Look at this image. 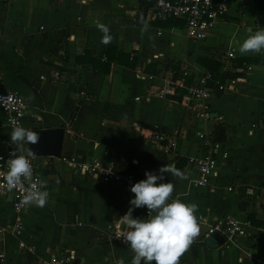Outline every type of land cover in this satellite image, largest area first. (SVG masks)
Segmentation results:
<instances>
[{
	"label": "crops",
	"instance_id": "1",
	"mask_svg": "<svg viewBox=\"0 0 264 264\" xmlns=\"http://www.w3.org/2000/svg\"><path fill=\"white\" fill-rule=\"evenodd\" d=\"M143 1L0 0V84L26 101L22 127L64 129L60 158L38 157L36 163L50 194L46 206L15 214L8 195L0 200V264H45L50 255L66 252L74 256L70 264H131L129 250L106 235L107 227L123 228L119 218L134 197L131 186L74 177L62 160L67 158L111 164L134 184L146 179V171L159 174L162 166H174L181 175L165 174L163 181L174 185L173 198L197 204L196 217L207 220L251 214L250 234L236 246L264 260V207L254 212L243 198L245 190L264 186V54L238 50L249 28H264V0H229L225 14L196 42L185 39L180 29L170 31L163 21H148L150 7L144 12ZM99 24L110 30L107 45L101 43ZM230 48L232 66L248 61L252 72L234 92H214L206 102L207 119L197 116L199 106H192L181 90L146 98L151 83L136 78L185 72L191 84L209 68L231 74L221 71ZM213 127L224 130L219 143L229 158L209 185L194 188L196 172L187 160L200 152L194 132L211 134ZM12 129L0 112V149L15 146L10 144ZM154 131L171 138L174 147L152 140ZM146 211L134 209L133 216L146 218ZM15 218L22 226L17 236L9 225ZM198 225L199 236L179 264H252V259L238 263L235 247L206 248V228ZM19 242L30 243L33 250L20 248Z\"/></svg>",
	"mask_w": 264,
	"mask_h": 264
},
{
	"label": "built area",
	"instance_id": "2",
	"mask_svg": "<svg viewBox=\"0 0 264 264\" xmlns=\"http://www.w3.org/2000/svg\"><path fill=\"white\" fill-rule=\"evenodd\" d=\"M151 1V0H150ZM229 0H155L147 9L146 17L150 22L165 21L173 19L180 21L182 27L180 30L185 39L196 42L202 41L206 38L207 33L214 26V22L221 18L225 12ZM177 28H170L174 31ZM161 30H157L156 34L160 35ZM234 59V50L230 48L226 54L221 68L222 73H239L240 79H226L220 83L213 81L212 74L208 71L199 73L195 81L191 84L185 82L187 73H175L173 76L156 78L152 75L136 74V78L144 84L151 83V88H148L147 95L167 97L181 90L184 92L185 98L189 103L199 106L197 116L200 119H207L206 102L213 96L214 92L224 94L234 92L236 85L243 81L252 72V66L249 64H242L241 67H233L231 60ZM158 79V81H157ZM157 81L156 85L155 82ZM155 85V86H154ZM134 101H139L138 97H134ZM27 104L26 101L18 94L9 90V88L0 84V112L3 117L5 125L13 128L15 126H22ZM253 127V125L251 126ZM151 139L159 144H163L167 148H173L174 141L166 136L164 133L154 131L150 134ZM194 138L199 145L200 152L187 158L188 162L193 166L196 172V177L191 181V186L194 188H202L210 184V182L217 176L218 170L223 168L228 161V151L223 148L221 143L212 140L210 133L205 131L194 132ZM16 146H9L0 149V200L6 195L10 197V206L15 214H19L27 207L21 204L24 193L20 189L9 190L3 182V173L7 171V161L10 158V153ZM28 151L25 146L24 153ZM33 166L34 180H40V176L36 169L38 157H29ZM69 167L74 177H89L97 179L102 182H112L125 184L131 186L134 183L123 180L121 176L114 171L111 164H104L99 160L92 159L86 162H77L73 158L62 159ZM27 186V185H26ZM227 192L232 191V187L226 188ZM245 203L252 211H258V208L264 207V186L260 189H249L244 191ZM147 215V211L145 212ZM198 224L206 228L204 239L209 235L217 233L223 238L222 246L225 249L235 247L239 251L237 262L241 263L243 259H252V264H264V260L252 258V250H242L236 246V241L240 238H247L250 234L252 226L247 218L237 219L232 216H226L220 219L207 220L203 216H197ZM10 231L12 235L17 236L22 230L21 223L18 218H15L10 224ZM106 235L108 240H113L117 245L123 246L129 250L130 260H132L133 253L128 245L122 242L119 237L124 231V226L118 231H114L112 227L106 228ZM264 232V228H263ZM18 246L27 251H32L33 246L19 242ZM0 254V260L2 259ZM74 256L72 252H66L62 255H50L45 264H70ZM153 264V263H152Z\"/></svg>",
	"mask_w": 264,
	"mask_h": 264
},
{
	"label": "clouds",
	"instance_id": "3",
	"mask_svg": "<svg viewBox=\"0 0 264 264\" xmlns=\"http://www.w3.org/2000/svg\"><path fill=\"white\" fill-rule=\"evenodd\" d=\"M98 28L104 33L101 43L109 44L112 40L109 28L103 24H99ZM238 50L241 55L264 54V28L256 31L249 28L247 38ZM38 140L37 133L22 126L13 127L10 133V144L16 147L7 161L3 182L9 190L20 189L24 193L21 204L25 207L43 208L50 195L44 190V182L34 180L33 166L29 159L34 154L31 151L18 154L25 152V145L36 144ZM158 172L146 171V179L131 185L130 191L134 197L129 201L128 211L119 218L124 225L119 238L134 254L131 264H179L181 257L200 233L195 215L198 205L186 204L173 198L174 185L163 182L165 174H181L168 164ZM144 207L148 210L146 218L133 216L134 209ZM120 264H124L123 260Z\"/></svg>",
	"mask_w": 264,
	"mask_h": 264
},
{
	"label": "water",
	"instance_id": "4",
	"mask_svg": "<svg viewBox=\"0 0 264 264\" xmlns=\"http://www.w3.org/2000/svg\"><path fill=\"white\" fill-rule=\"evenodd\" d=\"M155 0H151L154 3ZM214 117L215 114H213ZM213 118V117H210ZM37 133L39 140L36 144L26 145L28 151H31L37 157H52L59 159L63 143V128L32 130ZM223 238L217 234H211L203 240V245L208 249H216L223 243Z\"/></svg>",
	"mask_w": 264,
	"mask_h": 264
},
{
	"label": "trees",
	"instance_id": "5",
	"mask_svg": "<svg viewBox=\"0 0 264 264\" xmlns=\"http://www.w3.org/2000/svg\"><path fill=\"white\" fill-rule=\"evenodd\" d=\"M141 4L144 7V12L148 7L151 6L150 0H145ZM144 12H143V15H144ZM163 25L165 27H168V28L172 27V28H177V29H180L182 27V23L180 21L173 20V19H167V20L163 21ZM243 63L248 64V61H244V62L238 61V63H236V64H237V66L241 67V65ZM208 65L209 64L207 63V66ZM208 70H210V73L212 74L214 82L217 81V82L222 83L226 79H240L241 78V74H238V73H233V74L231 73V74H225V75L219 74L218 75V73H216L215 70H213L211 68H209ZM211 136H212L213 141L222 142L224 140V130L222 129V127H213L212 132H211ZM247 218L249 219L250 223L253 225L254 224L253 216L250 214L249 217H247Z\"/></svg>",
	"mask_w": 264,
	"mask_h": 264
},
{
	"label": "rangeland",
	"instance_id": "6",
	"mask_svg": "<svg viewBox=\"0 0 264 264\" xmlns=\"http://www.w3.org/2000/svg\"><path fill=\"white\" fill-rule=\"evenodd\" d=\"M179 34L183 35L181 31H177Z\"/></svg>",
	"mask_w": 264,
	"mask_h": 264
}]
</instances>
